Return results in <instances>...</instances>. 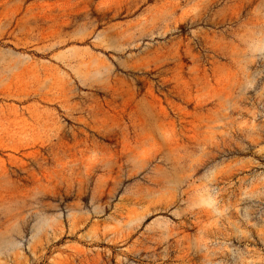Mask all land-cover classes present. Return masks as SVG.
<instances>
[{
  "label": "rangeland",
  "instance_id": "obj_1",
  "mask_svg": "<svg viewBox=\"0 0 264 264\" xmlns=\"http://www.w3.org/2000/svg\"><path fill=\"white\" fill-rule=\"evenodd\" d=\"M0 264H264V0H0Z\"/></svg>",
  "mask_w": 264,
  "mask_h": 264
}]
</instances>
